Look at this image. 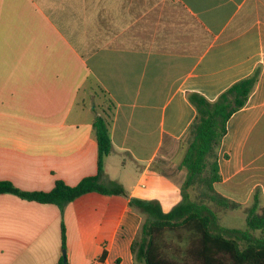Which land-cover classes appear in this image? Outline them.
I'll return each instance as SVG.
<instances>
[{"label":"crops","instance_id":"crops-1","mask_svg":"<svg viewBox=\"0 0 264 264\" xmlns=\"http://www.w3.org/2000/svg\"><path fill=\"white\" fill-rule=\"evenodd\" d=\"M254 73L214 185L244 217L264 208V0H0V181L48 192L97 176L92 122L106 116L98 182L125 192L62 207L0 193V264H58L62 226L69 264H134L144 215L129 201L181 200L188 94L213 101Z\"/></svg>","mask_w":264,"mask_h":264},{"label":"trees","instance_id":"trees-1","mask_svg":"<svg viewBox=\"0 0 264 264\" xmlns=\"http://www.w3.org/2000/svg\"><path fill=\"white\" fill-rule=\"evenodd\" d=\"M256 80L257 73L238 80L213 101L197 93L188 94L195 116L180 138L178 168L185 171L181 200L168 212H163L156 201H129V206L144 215L130 245L134 264H264V208H258L254 200L246 210L244 229L221 227L217 209H232L234 204L214 189L220 181L217 148L226 121L245 105ZM92 129L97 146V176L83 178L75 186L55 181L48 192H24L0 181V193L58 207L89 192L125 195L116 182L107 185L98 182L103 159L111 150L107 117L96 116ZM61 246L64 250L63 226ZM104 254L103 251L101 259ZM58 264L69 263L61 256Z\"/></svg>","mask_w":264,"mask_h":264},{"label":"rangeland","instance_id":"rangeland-1","mask_svg":"<svg viewBox=\"0 0 264 264\" xmlns=\"http://www.w3.org/2000/svg\"><path fill=\"white\" fill-rule=\"evenodd\" d=\"M217 216L221 227L235 229L245 228V217L240 210L217 209Z\"/></svg>","mask_w":264,"mask_h":264},{"label":"water","instance_id":"water-1","mask_svg":"<svg viewBox=\"0 0 264 264\" xmlns=\"http://www.w3.org/2000/svg\"><path fill=\"white\" fill-rule=\"evenodd\" d=\"M61 254H62V256L64 257V256H65V251L62 250ZM64 262H65V260L63 259V263H64Z\"/></svg>","mask_w":264,"mask_h":264}]
</instances>
